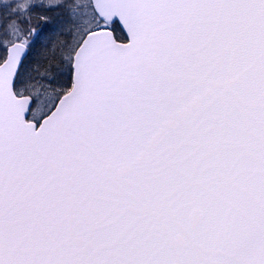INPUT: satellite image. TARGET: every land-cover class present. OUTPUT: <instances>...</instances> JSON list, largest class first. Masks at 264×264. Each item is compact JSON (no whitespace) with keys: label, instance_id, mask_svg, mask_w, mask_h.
I'll return each instance as SVG.
<instances>
[{"label":"snow or ice","instance_id":"1","mask_svg":"<svg viewBox=\"0 0 264 264\" xmlns=\"http://www.w3.org/2000/svg\"><path fill=\"white\" fill-rule=\"evenodd\" d=\"M0 264H264V0H0Z\"/></svg>","mask_w":264,"mask_h":264}]
</instances>
